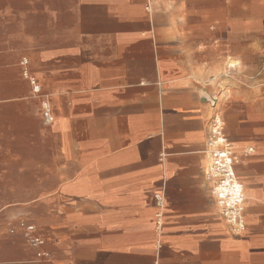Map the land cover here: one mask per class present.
Returning <instances> with one entry per match:
<instances>
[{
	"label": "crops",
	"instance_id": "0c3cea01",
	"mask_svg": "<svg viewBox=\"0 0 264 264\" xmlns=\"http://www.w3.org/2000/svg\"><path fill=\"white\" fill-rule=\"evenodd\" d=\"M0 264H264V0H0Z\"/></svg>",
	"mask_w": 264,
	"mask_h": 264
},
{
	"label": "built area",
	"instance_id": "2783aa9c",
	"mask_svg": "<svg viewBox=\"0 0 264 264\" xmlns=\"http://www.w3.org/2000/svg\"><path fill=\"white\" fill-rule=\"evenodd\" d=\"M35 93L39 88L31 82ZM207 150L211 153L209 173L213 181L211 194L214 197L221 217L236 234L244 229L243 204L244 190L236 178L234 160L230 155V146L222 133V124L218 117L211 122Z\"/></svg>",
	"mask_w": 264,
	"mask_h": 264
}]
</instances>
